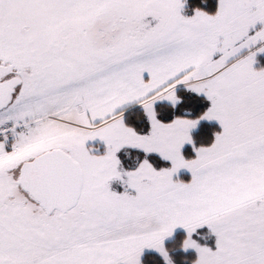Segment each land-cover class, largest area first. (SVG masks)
<instances>
[{
  "label": "snow or ice",
  "instance_id": "obj_1",
  "mask_svg": "<svg viewBox=\"0 0 264 264\" xmlns=\"http://www.w3.org/2000/svg\"><path fill=\"white\" fill-rule=\"evenodd\" d=\"M0 264H264V0H0Z\"/></svg>",
  "mask_w": 264,
  "mask_h": 264
},
{
  "label": "trees",
  "instance_id": "obj_2",
  "mask_svg": "<svg viewBox=\"0 0 264 264\" xmlns=\"http://www.w3.org/2000/svg\"><path fill=\"white\" fill-rule=\"evenodd\" d=\"M189 4L190 5H199L200 4V0H189ZM188 14H190V10H189V13ZM214 125H212V124H208V123H206L205 125H204V128L205 129H208V128H210V127H213Z\"/></svg>",
  "mask_w": 264,
  "mask_h": 264
}]
</instances>
